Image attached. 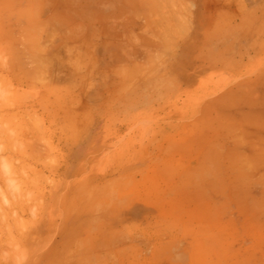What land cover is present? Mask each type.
I'll use <instances>...</instances> for the list:
<instances>
[{
	"label": "rangeland",
	"instance_id": "rangeland-1",
	"mask_svg": "<svg viewBox=\"0 0 264 264\" xmlns=\"http://www.w3.org/2000/svg\"><path fill=\"white\" fill-rule=\"evenodd\" d=\"M83 1L0 0V264H264V0L128 65Z\"/></svg>",
	"mask_w": 264,
	"mask_h": 264
},
{
	"label": "crops",
	"instance_id": "crops-1",
	"mask_svg": "<svg viewBox=\"0 0 264 264\" xmlns=\"http://www.w3.org/2000/svg\"><path fill=\"white\" fill-rule=\"evenodd\" d=\"M78 4L85 5L86 2L78 0ZM93 4L98 7H109L108 11L104 9V14L100 13L99 18V24L102 25L101 23L104 22L109 29H107L106 34L101 31L99 33L95 32V47L100 46V51H103V46H107V48L115 46L120 55L118 59L120 61L125 59L127 65L131 60L129 55L135 51V48L141 53L142 59L145 58L146 54H153L154 52L177 55L181 52L184 39L191 35V30L182 33L180 27L183 16L182 10H178L177 6L180 4L174 0H93ZM166 6L174 7L169 10V27L164 25L167 17ZM190 15L192 20V11ZM134 23L139 24L137 30L133 28ZM97 28L98 26L95 25L96 30H98ZM100 28L103 27L100 26ZM167 28L168 32L166 31ZM187 29L189 28L187 27ZM222 40L224 41V39ZM206 48V52L212 55L211 61H207V66L212 69L211 74H214L216 71L221 70V67L224 68L223 58L214 56L216 54L214 50H211L208 46ZM177 66L179 67L176 62L173 65L164 63V65H159V68L176 71L178 70ZM208 79L207 86L211 84L213 87L215 84H219L214 77H208ZM173 84H176V81ZM194 119L197 118L194 116L192 121ZM192 121L191 125L194 126L197 121Z\"/></svg>",
	"mask_w": 264,
	"mask_h": 264
}]
</instances>
